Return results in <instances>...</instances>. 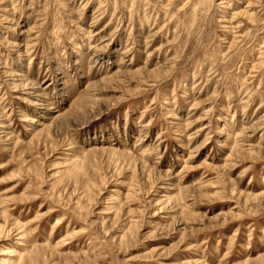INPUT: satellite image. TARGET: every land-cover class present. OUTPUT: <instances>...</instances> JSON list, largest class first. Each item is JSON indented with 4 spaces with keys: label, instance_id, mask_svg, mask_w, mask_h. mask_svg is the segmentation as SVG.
Wrapping results in <instances>:
<instances>
[{
    "label": "rangeland",
    "instance_id": "1",
    "mask_svg": "<svg viewBox=\"0 0 264 264\" xmlns=\"http://www.w3.org/2000/svg\"><path fill=\"white\" fill-rule=\"evenodd\" d=\"M0 264H264V0H0Z\"/></svg>",
    "mask_w": 264,
    "mask_h": 264
}]
</instances>
